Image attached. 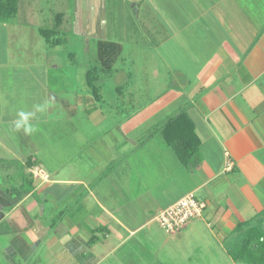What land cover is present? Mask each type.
<instances>
[{
  "label": "crops",
  "instance_id": "obj_1",
  "mask_svg": "<svg viewBox=\"0 0 264 264\" xmlns=\"http://www.w3.org/2000/svg\"><path fill=\"white\" fill-rule=\"evenodd\" d=\"M0 1V264H245L230 252L264 237V0H122L130 33L108 0ZM131 48L136 103L116 66ZM188 194L201 217L165 234L156 214Z\"/></svg>",
  "mask_w": 264,
  "mask_h": 264
},
{
  "label": "rangeland",
  "instance_id": "obj_2",
  "mask_svg": "<svg viewBox=\"0 0 264 264\" xmlns=\"http://www.w3.org/2000/svg\"><path fill=\"white\" fill-rule=\"evenodd\" d=\"M108 2H109L110 5H112V8L114 9L112 11L113 16H114L115 13H118L119 14V17L118 18L121 19V21H122V23L124 25H128L126 27H127V31L130 33L131 32V29H132V25H134V23L136 21V14H134L130 9H128L122 3V0H108ZM24 4H25V1H22V4L21 5H22V8L23 9H22V12L20 13V15H22L23 13H25V11H27L29 9H36L33 6L32 7H28V6L24 5ZM30 12L32 13L34 11H30ZM112 14L110 15V18H113L112 17ZM22 16L25 17L26 15L23 14ZM22 35H25V38H27V40H25V41H24V39H21V38L19 40V43L20 42H23L22 49L20 48V50L23 52L22 55L24 56V52H27L28 51V53H30V54H32L34 56V58H33V61L34 62H36L37 58H38V60H41L42 62H46L47 59H44V57H46V51H45L44 48H42V45L40 47L37 45L39 43H37V41L35 40L34 35H32V31L30 30V32L28 34V30H25ZM10 49L12 50V47L11 46H10ZM42 49L44 51L43 54H41L42 53ZM73 49H74V46L72 44H69L68 47L63 48V49L61 48V49L57 50L56 53H58L59 55H61V57H56V60L59 63H61V64L64 63V60H65V57H64L65 56V51L66 50H73ZM12 51L14 52V50H12ZM135 51L136 50L134 48H131V50L129 52V56H125L124 55V57H122V59H118V61H116V66H118L117 68H119V72L118 73H121V74H118L119 76L123 77L125 75L124 78H127V74L124 73V72H127L128 70H130L132 72L131 73V82H129L131 84L130 87H132V88L131 89H128L126 91L128 93H132L133 94L134 103H136V54H135ZM1 52H2V39H1V33H0V59L4 56L3 53H1ZM12 57L13 58L10 57L11 60H10V63H8L9 66H11V65L13 66L14 63H16V60L17 59L14 58V54H13ZM91 57H92V54H90V56H89L88 59H90ZM38 60H37V62H38ZM41 61H39V62H41ZM154 61H155V59L152 60V62H154ZM157 63H158L157 64L158 67H161V65L159 64L158 60H157ZM159 70L161 72L159 75L162 74V77H163L164 76V73H165V68L162 70V67H161V68H159ZM158 86H160V85H156V88ZM107 92L110 94V91L109 90H107ZM152 92L153 91L151 90V91H149L148 94H152ZM111 93H112V91H111ZM144 94L142 93L141 96L144 95ZM146 99L147 98L144 97V101ZM134 109L136 110V104H135V106L132 105V107H128L127 109H124V110H125L126 114H130V113H132V110H134ZM18 177H20L19 174H18ZM179 254L180 255H183L184 252H180ZM221 263L222 264H226L224 262V260H222ZM199 264H202V263H199Z\"/></svg>",
  "mask_w": 264,
  "mask_h": 264
},
{
  "label": "trees",
  "instance_id": "obj_3",
  "mask_svg": "<svg viewBox=\"0 0 264 264\" xmlns=\"http://www.w3.org/2000/svg\"><path fill=\"white\" fill-rule=\"evenodd\" d=\"M3 2L0 1V15H4ZM194 132L186 130L181 133L177 141H169L173 146L177 156L182 162H187L194 154L197 142ZM29 163H27V166ZM234 261H240L245 264H264V237L256 231L249 230L243 235V242L239 248L230 252Z\"/></svg>",
  "mask_w": 264,
  "mask_h": 264
},
{
  "label": "built area",
  "instance_id": "obj_4",
  "mask_svg": "<svg viewBox=\"0 0 264 264\" xmlns=\"http://www.w3.org/2000/svg\"><path fill=\"white\" fill-rule=\"evenodd\" d=\"M31 173L41 180L47 178L46 174L38 168ZM204 207L205 205L197 201L192 194H188L167 209L159 211L155 216V222L165 234L171 235L191 221L200 218Z\"/></svg>",
  "mask_w": 264,
  "mask_h": 264
},
{
  "label": "clouds",
  "instance_id": "obj_5",
  "mask_svg": "<svg viewBox=\"0 0 264 264\" xmlns=\"http://www.w3.org/2000/svg\"><path fill=\"white\" fill-rule=\"evenodd\" d=\"M48 107L47 102L44 104H35L31 111L20 110L16 113L17 119L14 121V130L23 132L26 135H31L36 132L37 129L30 123V121L36 118L37 113H44Z\"/></svg>",
  "mask_w": 264,
  "mask_h": 264
}]
</instances>
